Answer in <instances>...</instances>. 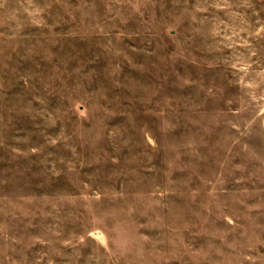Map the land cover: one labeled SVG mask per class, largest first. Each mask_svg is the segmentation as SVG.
I'll use <instances>...</instances> for the list:
<instances>
[{
  "label": "rangeland",
  "instance_id": "1",
  "mask_svg": "<svg viewBox=\"0 0 264 264\" xmlns=\"http://www.w3.org/2000/svg\"><path fill=\"white\" fill-rule=\"evenodd\" d=\"M0 264H264V0H0Z\"/></svg>",
  "mask_w": 264,
  "mask_h": 264
}]
</instances>
